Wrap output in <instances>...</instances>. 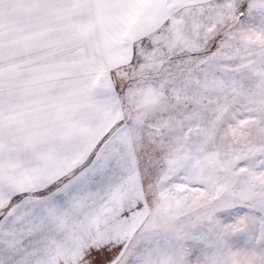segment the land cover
I'll list each match as a JSON object with an SVG mask.
<instances>
[{
	"label": "snow or ice",
	"instance_id": "6c2138e0",
	"mask_svg": "<svg viewBox=\"0 0 264 264\" xmlns=\"http://www.w3.org/2000/svg\"><path fill=\"white\" fill-rule=\"evenodd\" d=\"M0 264H264V0H0Z\"/></svg>",
	"mask_w": 264,
	"mask_h": 264
}]
</instances>
